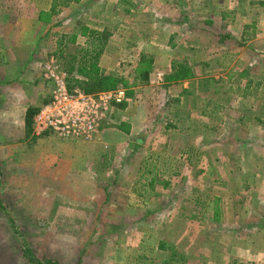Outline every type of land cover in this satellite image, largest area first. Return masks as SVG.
<instances>
[{"label":"rangeland","instance_id":"obj_1","mask_svg":"<svg viewBox=\"0 0 264 264\" xmlns=\"http://www.w3.org/2000/svg\"><path fill=\"white\" fill-rule=\"evenodd\" d=\"M72 1L0 0L5 78L29 66L40 109L95 29L124 97L91 139L45 130L90 181L0 176V264H264V0Z\"/></svg>","mask_w":264,"mask_h":264},{"label":"crops","instance_id":"obj_2","mask_svg":"<svg viewBox=\"0 0 264 264\" xmlns=\"http://www.w3.org/2000/svg\"><path fill=\"white\" fill-rule=\"evenodd\" d=\"M28 59L23 61L25 66H28L25 62ZM4 61L6 60L0 61V176H4L3 182L25 180L28 174L44 179L48 172L53 175L57 172L65 177L67 175V179L79 182L90 181V166L97 161L93 162L86 154L76 155L81 144L58 137L55 140L54 137L47 136L51 133L45 131L35 135L32 127L31 133L27 132L26 110L35 103L32 96L35 81L28 76L29 66L26 71L19 72L18 68L22 66L15 64L10 66L16 69L14 76L5 78L8 74L4 71ZM106 130L102 129V135Z\"/></svg>","mask_w":264,"mask_h":264},{"label":"built area","instance_id":"obj_3","mask_svg":"<svg viewBox=\"0 0 264 264\" xmlns=\"http://www.w3.org/2000/svg\"><path fill=\"white\" fill-rule=\"evenodd\" d=\"M50 75L53 77L52 72ZM56 89L49 102L42 105L33 117V131L38 135L52 130L61 137H83L91 139L100 132V125L107 118L109 102L121 101L123 91L96 94L67 88L64 73L55 76Z\"/></svg>","mask_w":264,"mask_h":264},{"label":"trees","instance_id":"obj_4","mask_svg":"<svg viewBox=\"0 0 264 264\" xmlns=\"http://www.w3.org/2000/svg\"><path fill=\"white\" fill-rule=\"evenodd\" d=\"M72 0H51L50 12L56 13L60 7L68 6ZM86 46L70 48L65 42L61 43L58 60L61 61L62 72L69 90L75 87L84 92L94 93L114 87L119 79L106 72L98 65L99 58L106 44L107 33L95 29L88 30ZM39 107H29L26 110V130L31 133L32 120ZM163 247V246H161ZM44 264V263H43ZM46 264H54L47 261Z\"/></svg>","mask_w":264,"mask_h":264}]
</instances>
